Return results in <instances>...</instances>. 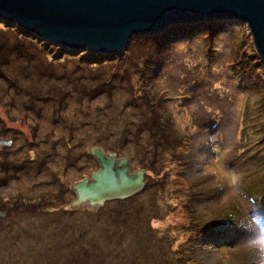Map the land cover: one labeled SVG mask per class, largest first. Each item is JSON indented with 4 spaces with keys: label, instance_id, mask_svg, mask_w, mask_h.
<instances>
[{
    "label": "rangeland",
    "instance_id": "374dc122",
    "mask_svg": "<svg viewBox=\"0 0 264 264\" xmlns=\"http://www.w3.org/2000/svg\"><path fill=\"white\" fill-rule=\"evenodd\" d=\"M20 30L0 21V264H264V62L245 24L172 26L115 55ZM96 147L145 189L68 213Z\"/></svg>",
    "mask_w": 264,
    "mask_h": 264
},
{
    "label": "water",
    "instance_id": "95a60500",
    "mask_svg": "<svg viewBox=\"0 0 264 264\" xmlns=\"http://www.w3.org/2000/svg\"><path fill=\"white\" fill-rule=\"evenodd\" d=\"M0 21L55 46L106 55L124 52L136 36L172 26L236 21L246 25L264 62V0H0ZM90 156L98 170L72 185L71 210L95 212L144 191L145 173L133 171L130 159L99 147Z\"/></svg>",
    "mask_w": 264,
    "mask_h": 264
},
{
    "label": "trees",
    "instance_id": "16d2710c",
    "mask_svg": "<svg viewBox=\"0 0 264 264\" xmlns=\"http://www.w3.org/2000/svg\"><path fill=\"white\" fill-rule=\"evenodd\" d=\"M4 24H7V23H5V22H3ZM9 25V24H8ZM11 25V24H10ZM200 26H193V28L191 29V30H194L195 32H197L198 31V28H199ZM206 29L207 30H211V27H206ZM7 30V29H6ZM21 31V30H20ZM187 31H190V29H188ZM21 32H23V31H21ZM31 36V38L32 39H37L36 37H35V35H30ZM24 39V38H23ZM85 52V51H84ZM6 58H7V55H6V53H5V51L3 50V46L2 45H0V61H1V63H6ZM112 76V75H111ZM105 83V82H104ZM99 90V92H102V89L101 88H99L98 89ZM2 141H5V140H2ZM2 141H0V142H2ZM165 137L163 136V138L161 139V140H159L158 141V143L156 142V145L157 144H162V143H165ZM10 147V146H9ZM93 149V148H92ZM91 151V150H90ZM1 162V161H0ZM147 184V183H146ZM147 186V185H146ZM72 187V186H71ZM61 191H62V189H61ZM71 194L72 195H74L73 194V192L71 191ZM74 199H75V195H74ZM73 199V200H74ZM73 200H71L70 201V203L73 201ZM70 203H69V205H68V209L69 210H67V212L68 213H72V214H74V213H76L77 211H73V210H71L70 208H69V206H70ZM33 205H35L36 207H37V204L36 203H34ZM103 208V207H102ZM101 209V208H100ZM99 209V210H100ZM82 210H80V212H81ZM15 245H17V243H15V244H13L12 246H11V244H9L8 246L9 247H13V246H15ZM81 249L83 248V245H81V247H80ZM80 248H78L77 246H76V249H80ZM82 250H84V249H82ZM85 251V250H84ZM84 251H83V253H81V255L78 257V258H76L74 261L75 262H79V260H80V262L79 263H82V259L84 260L85 259V262H83V264H89V259H88V257L89 258H91V259H97V261H98V263H102V260H103V258L102 257H98V255H92L91 253H89L88 255L89 256H87V254L86 253H84ZM103 263H104V261H103ZM71 264H72V262H71Z\"/></svg>",
    "mask_w": 264,
    "mask_h": 264
}]
</instances>
